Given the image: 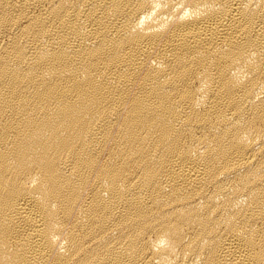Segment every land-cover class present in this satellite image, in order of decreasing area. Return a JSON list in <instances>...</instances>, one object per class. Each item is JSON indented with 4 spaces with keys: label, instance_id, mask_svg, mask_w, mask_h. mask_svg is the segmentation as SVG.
<instances>
[{
    "label": "bare ground",
    "instance_id": "obj_1",
    "mask_svg": "<svg viewBox=\"0 0 264 264\" xmlns=\"http://www.w3.org/2000/svg\"><path fill=\"white\" fill-rule=\"evenodd\" d=\"M0 264H264V0H0Z\"/></svg>",
    "mask_w": 264,
    "mask_h": 264
}]
</instances>
